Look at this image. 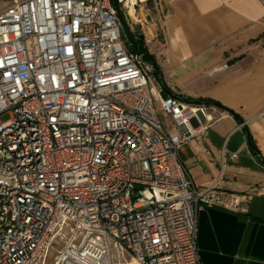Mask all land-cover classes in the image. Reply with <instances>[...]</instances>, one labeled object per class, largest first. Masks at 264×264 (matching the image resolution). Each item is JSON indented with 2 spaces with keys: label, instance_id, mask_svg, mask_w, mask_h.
Here are the masks:
<instances>
[{
  "label": "built area",
  "instance_id": "1",
  "mask_svg": "<svg viewBox=\"0 0 264 264\" xmlns=\"http://www.w3.org/2000/svg\"><path fill=\"white\" fill-rule=\"evenodd\" d=\"M0 4V264H39L53 244L71 264H201L213 185H194L177 148L209 106L160 96L109 0Z\"/></svg>",
  "mask_w": 264,
  "mask_h": 264
},
{
  "label": "crops",
  "instance_id": "2",
  "mask_svg": "<svg viewBox=\"0 0 264 264\" xmlns=\"http://www.w3.org/2000/svg\"><path fill=\"white\" fill-rule=\"evenodd\" d=\"M138 9L143 42L169 91L216 101L241 120L208 105L205 133L177 148L194 185H213L210 204L197 214L200 262L264 264V5L145 0ZM245 129L257 155L249 150Z\"/></svg>",
  "mask_w": 264,
  "mask_h": 264
},
{
  "label": "trees",
  "instance_id": "3",
  "mask_svg": "<svg viewBox=\"0 0 264 264\" xmlns=\"http://www.w3.org/2000/svg\"><path fill=\"white\" fill-rule=\"evenodd\" d=\"M111 5L114 6V2L113 0H109ZM131 36L135 42V45H136V52H134L133 50V47L130 45L129 46V50L131 52H134L136 53L140 58L141 60L149 65L151 67V75L154 77V79L156 80L159 88H160V96L161 97H166L168 95L171 94V92L169 91V89L167 88L165 82L163 81L162 79V76L160 74V70L156 64V60L155 58L148 53L147 51V48L145 47L144 45V42H143V39L141 36H137L135 35L134 33L131 32ZM186 102L188 103H192V104H200V103H203V104H206V105H211V106H214V107H217L223 111H226L227 113H229L232 117H234L237 121H241L239 116H237L235 113H233L232 111L230 110H227L226 108L222 107L218 102L216 101H213V100H208V99H195V100H192L190 98H183ZM245 132H246V137H247V144H248V147H249V150L251 151V153L253 155H257V150L255 148V145L253 143V140L252 138L250 137L248 131L245 129Z\"/></svg>",
  "mask_w": 264,
  "mask_h": 264
},
{
  "label": "rangeland",
  "instance_id": "4",
  "mask_svg": "<svg viewBox=\"0 0 264 264\" xmlns=\"http://www.w3.org/2000/svg\"><path fill=\"white\" fill-rule=\"evenodd\" d=\"M136 1H137V4L135 5L133 17L131 15L125 14L122 10H120V11H121V15H122L128 29H129V31L134 33L137 36H141L143 39V30L141 28V24L137 22L138 16H139L138 6L141 5L142 2H140L139 0H136ZM0 6H1V4H0ZM149 70L151 73V70H152L151 67ZM146 92L153 99L154 107L157 109L158 108V102H157V97L154 95V90L148 88L146 90ZM6 119H7V116L0 117L1 121H5ZM59 247L60 246L58 244H53V246L49 249V251L45 255L44 259L39 264H71L69 262H65V261L60 260L59 254H58L59 253ZM132 263H133V261H131L126 255H124V256L119 255V256H116L114 259V264H132Z\"/></svg>",
  "mask_w": 264,
  "mask_h": 264
},
{
  "label": "water",
  "instance_id": "5",
  "mask_svg": "<svg viewBox=\"0 0 264 264\" xmlns=\"http://www.w3.org/2000/svg\"><path fill=\"white\" fill-rule=\"evenodd\" d=\"M113 2H114L115 10L117 12V17H118L119 22L121 24L122 30L124 32V35L126 36V38H127L128 42L130 43V45L133 47L134 52H136L137 49H136L135 42H134V40H133V38L131 36V32L129 31V29H128V27H127L122 15H121L120 11H119V6H118L116 0H113Z\"/></svg>",
  "mask_w": 264,
  "mask_h": 264
},
{
  "label": "bare ground",
  "instance_id": "6",
  "mask_svg": "<svg viewBox=\"0 0 264 264\" xmlns=\"http://www.w3.org/2000/svg\"><path fill=\"white\" fill-rule=\"evenodd\" d=\"M140 2H144L145 0H139ZM134 9L131 5H129V14L133 17L134 14ZM132 264H136L135 262H133Z\"/></svg>",
  "mask_w": 264,
  "mask_h": 264
}]
</instances>
